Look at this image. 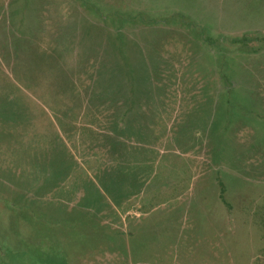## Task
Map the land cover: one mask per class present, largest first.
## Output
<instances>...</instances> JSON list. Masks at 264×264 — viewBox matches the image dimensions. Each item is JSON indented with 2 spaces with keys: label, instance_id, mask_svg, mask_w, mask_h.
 Listing matches in <instances>:
<instances>
[{
  "label": "rangeland",
  "instance_id": "1",
  "mask_svg": "<svg viewBox=\"0 0 264 264\" xmlns=\"http://www.w3.org/2000/svg\"><path fill=\"white\" fill-rule=\"evenodd\" d=\"M0 264H264V0H0Z\"/></svg>",
  "mask_w": 264,
  "mask_h": 264
},
{
  "label": "crops",
  "instance_id": "2",
  "mask_svg": "<svg viewBox=\"0 0 264 264\" xmlns=\"http://www.w3.org/2000/svg\"><path fill=\"white\" fill-rule=\"evenodd\" d=\"M107 76H108V74L105 76V78H107ZM118 80L120 81V75L118 77ZM119 88H121V87L117 88V90H118V92H117L118 93L117 104H111V101H114V94L112 95L113 96L112 98H111V95H108L107 96L108 101H107V103H105V100H106L105 95L107 93H110V90H115L113 88L111 89L109 87L108 88L106 87L105 90L108 92L105 93V90H104L103 98H102V102L104 101V103L106 105L104 104L103 107L99 108V110L103 113H104V111H107V112L116 111L117 112V118L113 119L112 121H118V125H117L118 128L121 127L120 121H122L123 118H125V114L128 111L127 107L125 106V93L126 92L124 91V88H122V89H119ZM120 92H122V93H120ZM79 93H82V92H79ZM27 94H29V93H27ZM71 95H73V94H71ZM75 97H76L75 105L72 104L69 107H64V103H62L60 101L57 102L59 104H56V102L54 103V105H60L61 104V106L59 108H57V113L60 114L58 117H59V121L61 124H63V122H65V127H67L69 130H70L69 125H72L73 123H75V121L80 120V119L81 120L83 119L85 122H87L88 120L97 121L96 124L98 126H102V127L110 125V118H108V116H107V118H104L103 115H101V117L99 115H96V113L93 112L95 110V109H93V107L92 108L91 107L86 108L87 115L85 114V112L83 111L82 103L80 102L84 98L83 93L78 94L76 92ZM34 100L36 101V99H34ZM78 101L80 103L79 105H78ZM71 102H73V101H71ZM32 103H31L32 105L30 107H32L36 110H41L43 112L42 116L44 117L43 118L44 122L48 121L49 123H51L52 120L49 118V116L46 112L48 109L45 108L41 104V102H39V101L32 102ZM91 109H93L92 113H90ZM69 111L71 112V114H69ZM103 113H101V114H103ZM70 115L72 117H70ZM94 116H96V117H94ZM37 123H38V121H37ZM86 125L88 126V124H86ZM54 130L56 131V128ZM68 137L72 142L75 143V146H77L78 139H77V136L73 133L72 129L69 131ZM60 142L62 143L61 140H60ZM99 144L101 145L102 143H99ZM87 145L88 144H86V146ZM90 145L93 146L92 144H90ZM94 150H95L94 147H92L90 152H94ZM58 151H60V150H58ZM102 151H107V153H108L105 155L103 154L105 159L119 160L118 164L120 166V159L123 158L124 154H110L111 153L110 144H106V143L104 144ZM63 153L71 154L70 150L66 147L64 148ZM6 154H9V152H6ZM91 154H93V153H91ZM94 158L95 157L91 156L90 159H94ZM102 159H103V157H102ZM106 164L108 165V167L112 165V163L110 161H107ZM55 165H57V164H55ZM58 167H59V161H58ZM117 169H119V168H117ZM41 170H43V172ZM38 171H39V176H38L39 179L37 177V180H36L37 194H38V199H42L45 197L46 193H48L46 191V189H47L46 185L47 184H46V180H45V178H46L45 175L47 172L46 166H45V157L43 159V165H42V160L39 161L37 172ZM99 171L103 172V170H99ZM117 189H119V188H117ZM120 202L121 201L118 199L117 205L119 206V208L116 209L115 207L114 208L112 207L111 213H114L115 216H117L118 220L122 221L124 223V225L126 224L127 219L132 218V219L136 220L137 218H140L143 214H146L145 211L156 207L155 205L151 204L150 202H147V201L142 202L141 200L137 201L133 204H129V205H127L125 201H122L121 205H120ZM198 202H199V206H203L202 204H200V201H198ZM214 204H215L214 205L215 209L213 211L215 213V216L210 215L208 218L212 217L216 221H222L223 222V218H222V214H221V207H222L221 201L217 200L214 202ZM173 207L180 210L179 212L182 214V217H184V216L187 217V215H189V212H190L191 204H190V202H187V203H182V204H175Z\"/></svg>",
  "mask_w": 264,
  "mask_h": 264
}]
</instances>
